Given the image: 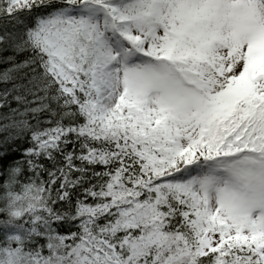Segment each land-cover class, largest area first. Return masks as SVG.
Returning a JSON list of instances; mask_svg holds the SVG:
<instances>
[{"label": "snow or ice", "instance_id": "obj_1", "mask_svg": "<svg viewBox=\"0 0 264 264\" xmlns=\"http://www.w3.org/2000/svg\"><path fill=\"white\" fill-rule=\"evenodd\" d=\"M0 264H264V0H0Z\"/></svg>", "mask_w": 264, "mask_h": 264}]
</instances>
